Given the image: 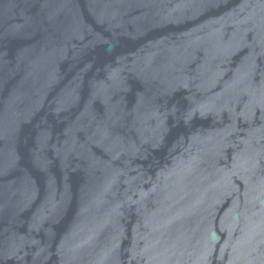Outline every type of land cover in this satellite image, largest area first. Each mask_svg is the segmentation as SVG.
<instances>
[{
	"label": "water",
	"instance_id": "1",
	"mask_svg": "<svg viewBox=\"0 0 264 264\" xmlns=\"http://www.w3.org/2000/svg\"><path fill=\"white\" fill-rule=\"evenodd\" d=\"M0 264H264V0H0Z\"/></svg>",
	"mask_w": 264,
	"mask_h": 264
}]
</instances>
